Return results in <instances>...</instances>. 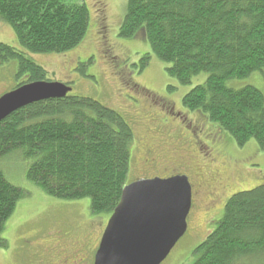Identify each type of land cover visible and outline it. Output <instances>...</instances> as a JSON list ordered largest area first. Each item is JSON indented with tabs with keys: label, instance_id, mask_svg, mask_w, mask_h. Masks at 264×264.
Wrapping results in <instances>:
<instances>
[{
	"label": "trees",
	"instance_id": "16d2710c",
	"mask_svg": "<svg viewBox=\"0 0 264 264\" xmlns=\"http://www.w3.org/2000/svg\"><path fill=\"white\" fill-rule=\"evenodd\" d=\"M0 19L11 25L23 49L36 54L76 48L90 25L87 6L75 0H0ZM118 37L146 40L152 53L169 64L167 74L181 84L207 73L206 80L184 96L188 111L153 90L157 125L153 127L170 132L177 120L188 129L200 124L204 138L209 135L222 141L226 159L239 160L245 163H240L242 168L250 170L246 162L251 156L232 151L241 152L238 147L252 139L264 150V93L251 85L228 87L227 81L264 69V0H126ZM130 56L119 61L107 55L123 84L131 82V73L136 72L127 62ZM150 58L147 53L137 61L138 72ZM9 60L19 63L17 77L27 78L16 87L50 81L48 71L24 51L0 42V63ZM164 96L175 106L174 113L160 103ZM129 109L134 111L130 115L134 123L138 117L149 116L134 106ZM134 143L133 128L122 114L93 98L71 93L28 104L0 122V160L23 150L32 160L29 180L53 198L89 199L93 215L111 216L119 204L128 185ZM136 144L141 151L137 136ZM23 195L0 170L2 248L7 242L1 233ZM227 200L222 219L194 250L199 255L194 264H264V183ZM91 219L95 226L101 218Z\"/></svg>",
	"mask_w": 264,
	"mask_h": 264
},
{
	"label": "rangeland",
	"instance_id": "374dc122",
	"mask_svg": "<svg viewBox=\"0 0 264 264\" xmlns=\"http://www.w3.org/2000/svg\"><path fill=\"white\" fill-rule=\"evenodd\" d=\"M75 1L84 3L90 14L88 33L76 48L60 54H36L26 51L20 46L11 25L1 19L0 42L24 51L27 56L48 71V78L51 81L70 84L73 89L71 94L93 98L123 115L135 134L127 184L143 178L165 179L176 175H187L188 172L191 174V181L194 183V204L187 220L188 229L162 264H194L199 257L194 250L222 219L226 200L237 192L251 190L264 183V150L260 151L258 144L252 139L245 146L238 147L241 152L232 151L234 155L251 156L246 162L250 170L240 166V163L242 165L245 163L239 160L233 163L226 158L224 159L226 164L218 163L215 168L202 166L198 170L185 169L181 155L189 157V153L181 150L184 144L189 148L195 147L186 142L192 141L187 125H182L177 120L171 126L170 132L153 128L155 131L146 136L149 131L137 120L134 123L131 117L134 111L129 109L133 105L130 101L135 95L136 99H143V97L134 90L132 84H123L122 80L117 78L112 70L114 63L107 58V55L119 58V61H125L131 54L127 62L128 64L131 62L132 69L138 72L140 65L136 62L145 54H151L148 65L138 72L135 80L160 95H166L177 107L185 111L188 110L183 106L184 96L195 86L202 84L207 78V73L193 77L189 84H181L176 78L167 74L169 64L160 61L152 53L150 44L146 40L119 38V30L126 13V0ZM18 70L17 60L0 63V96L13 90L20 81L27 79L18 78ZM249 85L264 93V69L255 71L245 78L227 81V86L232 88ZM143 122L147 123L148 120ZM152 134L153 147L156 145L161 148V151L157 153L158 157H154V162L153 158L152 161L149 158L146 160L142 150L140 151L136 144L137 136V140H141L140 148L142 149L143 142ZM186 134L188 137L184 139ZM171 135L180 138L182 142H177ZM196 143L199 148H202L195 139L193 144L196 145ZM191 151L198 159L197 152L193 149ZM31 162V159L25 157L23 150L13 152L0 160V170L3 171L7 180L22 189L24 193L1 233V237L7 242V247H0V264H24L28 256V248L40 243L48 247L49 257L63 259L68 254L61 249L66 251L72 248L73 238L78 237L80 245H85L87 241L90 243L88 238L90 229L93 228L88 226L89 218H101L97 219L100 221L99 228L93 229L96 233L92 245L97 243L100 231L110 219L108 214L93 215L89 199L64 201L49 196L40 185L28 179L27 171ZM215 169L223 177L225 186L224 189H220L222 192L220 199L212 203L208 201L206 194L208 190H203L199 184L208 180L201 177L202 175ZM203 188L207 189L206 185ZM95 226L97 227L98 224ZM52 238L60 240L61 245H55ZM44 254L43 252L41 257L46 258Z\"/></svg>",
	"mask_w": 264,
	"mask_h": 264
},
{
	"label": "water",
	"instance_id": "95a60500",
	"mask_svg": "<svg viewBox=\"0 0 264 264\" xmlns=\"http://www.w3.org/2000/svg\"><path fill=\"white\" fill-rule=\"evenodd\" d=\"M72 88L37 81L0 97V122L35 102L63 98ZM192 208L187 175L140 179L123 189L108 220L94 264H162L186 234Z\"/></svg>",
	"mask_w": 264,
	"mask_h": 264
},
{
	"label": "flooded vegetation",
	"instance_id": "af4514ba",
	"mask_svg": "<svg viewBox=\"0 0 264 264\" xmlns=\"http://www.w3.org/2000/svg\"><path fill=\"white\" fill-rule=\"evenodd\" d=\"M136 75H138L137 71L131 73V79H130L131 82L129 83L132 84V87H134V89L139 93L140 96L143 97V99L142 98L136 99L133 97V101L130 102L133 104L132 106H134V108H139L142 110L143 114L149 115L147 117L144 116L138 117L139 119L137 118V120L138 122L140 120V123L144 127L148 126V128L147 127L146 128L149 130V133L150 132L153 133V131H155L153 128L157 129L156 127H153V126H157L155 124V120H153V90L146 87L145 85L138 83L135 80ZM160 103L164 106L165 109H170V111H172L173 113L176 111L175 106L171 105V103L167 101L165 96L160 97ZM179 116L180 115H174L175 118H179ZM144 120H148V122L145 123L143 122ZM194 127H195L194 129L192 128L189 129L192 137V141L190 142L193 144L194 140L196 139L197 142L200 144V146H202V149H200L197 146V143L196 145L193 144L195 147H190V148L186 144H184L185 146L181 151H186L187 153H189L188 154L189 157L181 155L184 162L183 164L184 168L187 170H198L202 166L215 168V165L218 166V163L226 164L227 162L226 160H224L225 157L223 156L222 148L220 149V146H222V141L220 139H214L209 135L204 138V135L202 133L203 128L200 127V124L199 126H194ZM152 140H153V134L148 140L143 142L142 152L146 157V160H148L147 158H149L152 161L153 158V162H154V157H158L157 153L161 151V148L156 145H154V147H156L154 148L152 145L153 142H151ZM191 149H193L194 152H197V154L199 155L198 159L195 157ZM223 150L225 149L223 148ZM191 159H195L196 161L193 162ZM187 175L189 176V179L191 181V174L188 172ZM201 177H205L208 179L203 184H199L200 188H202L203 190H208L206 192V194L208 195V201L214 203L215 201L219 200L220 196L222 195L220 189L221 188L224 189L225 185H223L224 179L219 174L217 169L207 173L206 175H202ZM191 183L193 188V200H194V183L192 181ZM204 185H206L207 189L203 188ZM92 224H93L92 219L89 218L88 226L93 229L99 228V225L96 227V226H92ZM105 227L102 229V231H100L97 243L95 245H92L94 241L93 238L96 233V231H94L93 229H90V235L88 238V240H90V243L87 241L85 245H80L78 241L79 240L78 237L73 238L72 248L70 249L68 248L66 251L64 249H61V251H64L68 254L63 259L56 258L54 256L49 257L48 247L43 246L41 243L38 244L37 246L32 245L28 248V256L24 264H58V263L59 264H94L95 254L99 247ZM52 242H54L55 245H61L62 243L60 240L56 238H52ZM43 252L45 253L44 256H46V258L41 257V254Z\"/></svg>",
	"mask_w": 264,
	"mask_h": 264
}]
</instances>
